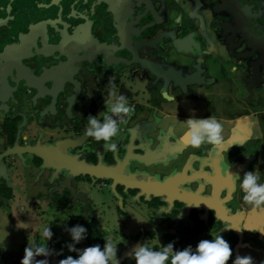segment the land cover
<instances>
[{
  "label": "flooded vegetation",
  "instance_id": "1",
  "mask_svg": "<svg viewBox=\"0 0 264 264\" xmlns=\"http://www.w3.org/2000/svg\"><path fill=\"white\" fill-rule=\"evenodd\" d=\"M111 76L135 109L116 152L85 134L90 115L102 119ZM209 116L223 123L224 144L214 155L189 145L188 156L218 176L220 191L198 209L171 210L163 196L66 167L114 169L132 143L172 147L187 119ZM36 149L66 165H48ZM160 161L169 158L127 166L162 180L185 163ZM229 166L264 183V0H0V264H21L33 244L54 250L36 257L49 264L77 258L67 247L75 225L87 229L77 249L111 237L119 264H136L141 243L183 250L215 234L231 240V260L247 252L261 264L264 212L244 202L240 180L225 182ZM200 184L211 194L209 181L190 188Z\"/></svg>",
  "mask_w": 264,
  "mask_h": 264
},
{
  "label": "clouds",
  "instance_id": "2",
  "mask_svg": "<svg viewBox=\"0 0 264 264\" xmlns=\"http://www.w3.org/2000/svg\"><path fill=\"white\" fill-rule=\"evenodd\" d=\"M108 97L105 99L106 110L101 112L102 119L97 116L88 117V126L85 134L96 141H104V148L111 152L117 151V144L113 143L121 133V125L127 123V119L134 112V107L129 104L124 94L115 92V76H111L107 83ZM186 131L182 139L194 148L204 144L211 145L210 155L225 142L223 135L224 126L214 116L207 118H189L186 121ZM230 166L223 174L234 184L240 180V187L244 193L243 200L253 209L264 212V183H260V177L256 172L247 171L241 179L239 174L229 172ZM72 243L67 244L69 251H78L77 258L69 255L59 261V264H119L117 259V243H113L111 237L105 239L103 248L99 244L86 247L82 250L75 247L86 238L87 229L81 225L68 228ZM43 236L51 240L53 232L47 225L43 229ZM264 235V232H261ZM54 252L46 245L33 244L24 249L21 264H49L47 259L37 260V256L48 257ZM136 264H228L232 259L233 251L230 243L223 235L215 234L214 239H203L198 242L195 251L191 245L183 250H174V242L162 246L156 250L145 243L138 245L132 253ZM233 264H255L251 255H237ZM264 264V261L261 262Z\"/></svg>",
  "mask_w": 264,
  "mask_h": 264
},
{
  "label": "water",
  "instance_id": "3",
  "mask_svg": "<svg viewBox=\"0 0 264 264\" xmlns=\"http://www.w3.org/2000/svg\"><path fill=\"white\" fill-rule=\"evenodd\" d=\"M159 135H163L164 130L159 132ZM164 138V136H163ZM180 138L173 144V146H167L165 143L160 147L149 148L148 146H142V141H139L138 145L128 146V151L126 157L118 163L114 169H105V172H101L103 167H101V163L96 165H88L86 163H68L61 162L57 158H49L45 156V152L42 150L36 149V153L44 159L45 163L52 166H62L66 165L68 169L71 170V174H90L93 177L103 178L110 177L114 179V185L120 184L125 188L130 189H139L141 193L147 195V198L151 200L150 195H154L155 197H162V201L165 203V206H168L171 210L177 208L178 205L182 206V208H177V210H189L191 208H200L203 205L204 200H213L216 199L220 189H216L215 181L220 180L217 178L218 176H208L204 175L203 172L197 171L194 166H191L190 159H192L193 155L188 156V146L185 141ZM191 157V158H190ZM169 158L168 163L159 162L161 164H169V162L173 159L179 160V167L183 163L182 159H185V163L182 164V168L177 170L175 168L168 176L164 177L162 180H158L157 178L149 177L148 180L144 178L145 174H139L140 177L137 176V171H129L128 163L129 160H137L146 165H150V162H157L160 159ZM128 161V163H127ZM187 161V162H186ZM127 163V164H126ZM150 176V175H149ZM227 179L225 182H227ZM203 182H211L213 185V190L211 194H203L205 186L200 184L196 190H192L190 185L197 184L200 181ZM223 180V179H222ZM115 185V186H116ZM229 189V188H228ZM227 189V190H228ZM6 256H12V253L4 254ZM22 260V258H20Z\"/></svg>",
  "mask_w": 264,
  "mask_h": 264
},
{
  "label": "rangeland",
  "instance_id": "4",
  "mask_svg": "<svg viewBox=\"0 0 264 264\" xmlns=\"http://www.w3.org/2000/svg\"><path fill=\"white\" fill-rule=\"evenodd\" d=\"M200 230H201V228H200ZM230 241H231V240H229V243H231ZM192 246H193V245H192ZM192 246H191V247H192ZM196 246H197V245H196ZM196 246H195V247H192L193 251H195ZM234 253H235V251H234ZM245 255H249V254H247V252H246ZM234 256H236V253L234 254ZM230 260H231V259H230ZM230 262L233 264V260H231Z\"/></svg>",
  "mask_w": 264,
  "mask_h": 264
},
{
  "label": "trees",
  "instance_id": "5",
  "mask_svg": "<svg viewBox=\"0 0 264 264\" xmlns=\"http://www.w3.org/2000/svg\"><path fill=\"white\" fill-rule=\"evenodd\" d=\"M90 244H92V246L93 245H96V244H99L101 247H103V244L102 243H93V242H90ZM169 264H170V262H169Z\"/></svg>",
  "mask_w": 264,
  "mask_h": 264
}]
</instances>
